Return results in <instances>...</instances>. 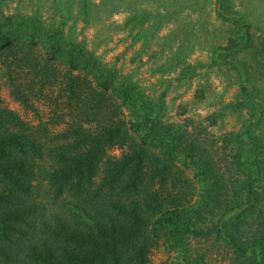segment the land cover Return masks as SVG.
Masks as SVG:
<instances>
[{
	"label": "trees",
	"instance_id": "obj_1",
	"mask_svg": "<svg viewBox=\"0 0 264 264\" xmlns=\"http://www.w3.org/2000/svg\"><path fill=\"white\" fill-rule=\"evenodd\" d=\"M122 1L79 0L78 15L87 22ZM214 9L230 35L212 46L213 61L238 72L230 107L248 114L223 138L222 151L166 122L162 103L102 66L82 42L68 41L63 22L46 25L38 14L0 9V78L24 109L37 116L36 103L48 109L47 120L31 126L0 98V264H149L159 237L177 246L204 236L205 224H215L240 257L264 264V209L252 201L264 180V136L257 133L264 124V29L233 0H215ZM146 19L137 11L129 17L133 26ZM43 156L51 166L41 176L55 197L72 198L76 217L34 221L26 196ZM233 167L246 171L238 188ZM251 214L257 219L249 238L242 227ZM170 264L201 262L181 254Z\"/></svg>",
	"mask_w": 264,
	"mask_h": 264
},
{
	"label": "rangeland",
	"instance_id": "obj_2",
	"mask_svg": "<svg viewBox=\"0 0 264 264\" xmlns=\"http://www.w3.org/2000/svg\"><path fill=\"white\" fill-rule=\"evenodd\" d=\"M92 1L97 5L100 2ZM78 2L3 0L0 9L6 15L38 14L46 25L56 26L63 22L68 41L82 42L102 66L115 68L122 78H126L124 80L136 84L153 102L162 103L166 122L182 126L186 133L206 139L222 151L223 138L229 133H237L248 114L230 107L237 101L238 72L213 61L212 46L225 43L224 38L230 35L228 24L215 13V0H123L120 9L103 11L98 13V18L87 22L78 15ZM233 2L237 10L245 11L251 21L264 29V0ZM135 11L147 16L144 24L133 26L129 21ZM256 33L259 34V30ZM260 86L264 90V83ZM0 98L31 126H36L39 120H47L48 109L43 103H36L39 116L24 109L10 96L1 78ZM213 114L220 116L214 119L211 118ZM257 133L264 136V124ZM110 153L118 154L119 151L111 150ZM228 159L227 163L231 164V158ZM50 166L51 160L47 156L35 159L36 176L26 196L34 206L32 217L37 224L50 221L55 215H78L70 204L72 198L67 194L55 197L47 180L41 176V172ZM185 171L191 175L189 169ZM245 174L246 171L233 167L232 178L238 179L236 188L246 179ZM254 190L257 196L252 201L262 210L264 180L255 184ZM256 217L257 214L243 216L242 230L249 238L256 230ZM213 225H203L204 236H189L177 246L159 237L157 245L151 249L149 264H170L181 254L201 264L254 263L249 257H240Z\"/></svg>",
	"mask_w": 264,
	"mask_h": 264
}]
</instances>
